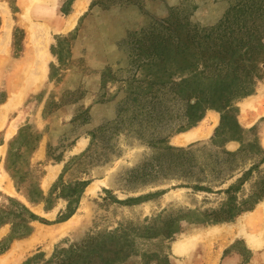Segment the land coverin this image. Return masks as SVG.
Instances as JSON below:
<instances>
[{
  "label": "rangeland",
  "instance_id": "rangeland-1",
  "mask_svg": "<svg viewBox=\"0 0 264 264\" xmlns=\"http://www.w3.org/2000/svg\"><path fill=\"white\" fill-rule=\"evenodd\" d=\"M254 1L0 0V128L24 120L0 144L9 185H0V207L17 218L12 198L38 216L13 242L12 225H0L9 245L0 264H173L182 259L175 241L239 218L264 242V221L255 230L245 219L264 208V22L226 28L236 22L231 9ZM34 29L47 38L43 58ZM191 34L199 46L172 50ZM237 37L243 47L231 62L216 56ZM216 87L228 104L191 108ZM191 112L202 115L177 129ZM209 255L199 246L178 263L207 264Z\"/></svg>",
  "mask_w": 264,
  "mask_h": 264
},
{
  "label": "trees",
  "instance_id": "trees-1",
  "mask_svg": "<svg viewBox=\"0 0 264 264\" xmlns=\"http://www.w3.org/2000/svg\"><path fill=\"white\" fill-rule=\"evenodd\" d=\"M234 10L233 12V16L235 17L236 22H233V24H228L226 26V28L228 29V27L233 28L232 32H234L235 30H237L235 28L236 25H239L241 22L243 23V25L245 26V24L249 21L252 20L253 21V26H256L257 29H260V25L264 22V8L261 7V5L258 4V1H254L253 4H242V5H237L235 8L231 9V11ZM230 11V12H231ZM230 12L227 16V20H229L228 17H230ZM259 20V22H257ZM231 21V18H230ZM239 27L240 31H243V27L237 26ZM264 31V28L262 29ZM246 33V32H245ZM252 35V34H251ZM251 35L248 39H251ZM198 36L196 35H188L187 39H183V40H179L176 44L175 47L172 48V50H175L177 52V54L182 55L185 54L187 52V50L189 49L190 46H192V44H196V46L200 45L202 43L201 38L197 39ZM239 42H235L238 41ZM244 40L243 37H241L240 39L237 38H232V40L230 42H221L220 45L221 50L217 51V55L216 56H220V58H222L223 60H228L229 62H231L232 58H234V56L236 55V50H239V46L240 48L243 47L242 44H240V42L242 43ZM161 41H159V43L157 42V45H161ZM248 50V48H247ZM248 52V51H246ZM252 55H254L252 53ZM240 77L234 78L232 79L230 82H228V84L226 85L228 88V91H233V88H231L232 85H234L235 81H238ZM241 82H243L245 79L241 78L240 79ZM247 91L243 92L242 94H246ZM233 94V93H231ZM226 92L223 90H219L217 87L211 89L209 92H205L204 90H200L199 91V95H197V100L195 103H193L191 105V108L196 107L198 104V101L200 99H202V101L205 102V106L206 107H219L220 105H223L225 103H227V101L229 102V98L226 99ZM228 104V103H227ZM226 104V105H227ZM202 115V112L197 113V112H191L188 115L187 118V123L183 124L181 126H179L177 129H182L188 125H191L192 123H194L196 120H198ZM11 151V150H10ZM9 151V152H10ZM12 153L9 154V158L7 157V161H6V168L7 170L11 173V175L13 176L17 187L20 189V184H18V174L17 172L14 170V168H12L11 166V157ZM37 193V198L36 199H32L33 201L39 200L42 197V192L40 190H38ZM28 194V193H27ZM30 195V194H29ZM263 195V194H262ZM11 204H15V205H19L20 207V214L18 213L16 217H12L10 216V213L12 211L11 206L10 207H0V225L1 224H11L12 225V229H11V234L9 235L8 239L10 240V242H13L15 239H20L23 237H26L28 235H30L33 232V225H32V221L38 219V216L35 215L33 212L30 211V209L25 206L24 204H20L18 203L16 200L14 199H10ZM236 213H238V211H234L232 212L230 215H226L222 218H214L217 220H227L229 218H231L233 215H235ZM69 217V215L67 216ZM9 248V245H2V242L0 243V253L6 251Z\"/></svg>",
  "mask_w": 264,
  "mask_h": 264
},
{
  "label": "crops",
  "instance_id": "crops-1",
  "mask_svg": "<svg viewBox=\"0 0 264 264\" xmlns=\"http://www.w3.org/2000/svg\"><path fill=\"white\" fill-rule=\"evenodd\" d=\"M23 121V118L6 120L0 128V144L16 134L19 127L24 123ZM0 151H4L2 146H0ZM245 219L246 223L255 229L259 223L264 221V208L258 209L257 213L249 215L245 217ZM248 219L254 220L248 223ZM206 231L207 229L198 233H195L197 232L195 231L190 233L189 236L175 241L172 246L173 254L182 259H177V262H173V264H179L181 260H185L189 256L195 254L199 246H204L205 249H209L210 255L207 256V264H209V260L212 259V253L217 255L218 259H220L225 253V249L229 247H232L229 253H227V255L224 254V257H222L220 261L218 260L219 263L216 264H255L257 257L261 255L262 251L264 252V242L261 240L262 233L251 232L242 218L237 219L231 225L227 224L217 227L207 233ZM250 235L257 243L250 241Z\"/></svg>",
  "mask_w": 264,
  "mask_h": 264
},
{
  "label": "bare ground",
  "instance_id": "bare-ground-1",
  "mask_svg": "<svg viewBox=\"0 0 264 264\" xmlns=\"http://www.w3.org/2000/svg\"><path fill=\"white\" fill-rule=\"evenodd\" d=\"M85 1L86 0H80V3H78V6L80 7L81 5H84ZM79 7H78V9H79ZM6 15L7 14H5L6 19H5V25H4V34H3L2 39H1L2 47L6 46L8 44L9 37H10V21L8 19L9 17ZM74 18H75V14H73L71 16V19H74ZM36 36H37V34H36L35 29H34V31H32V36H31V41L34 44L33 48L36 47V51L40 55V58L41 57L43 58V56H45V52H46L47 38L42 34L39 35L38 37H36ZM40 65H42V64H40ZM192 135L193 134L191 132L182 133V135H179L177 140L185 142V141L189 140L190 137H192ZM2 181H5V179L0 180V185L6 186V189L9 188V185L7 183L2 184ZM253 220L254 219H248L247 222L251 223V222H253ZM250 241L257 243V241L251 235H250Z\"/></svg>",
  "mask_w": 264,
  "mask_h": 264
}]
</instances>
